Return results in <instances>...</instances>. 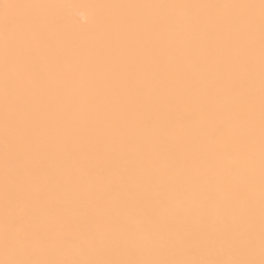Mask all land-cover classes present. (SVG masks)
<instances>
[{"label": "bare ground", "instance_id": "1", "mask_svg": "<svg viewBox=\"0 0 264 264\" xmlns=\"http://www.w3.org/2000/svg\"><path fill=\"white\" fill-rule=\"evenodd\" d=\"M55 2L0 0V261L259 264L260 0Z\"/></svg>", "mask_w": 264, "mask_h": 264}, {"label": "snow or ice", "instance_id": "2", "mask_svg": "<svg viewBox=\"0 0 264 264\" xmlns=\"http://www.w3.org/2000/svg\"><path fill=\"white\" fill-rule=\"evenodd\" d=\"M5 8L22 7V5L6 4ZM55 10L60 23H71L81 14V10H88L96 21V35L98 38L107 36L115 24V19L105 10L116 7L115 5L104 4L97 0H56L55 3L43 5ZM262 9V76H264V0H260ZM12 21L5 17V24ZM31 21L25 19L22 27L28 29ZM262 105H264V79H262ZM262 227H261V260L259 264H264V110H262ZM249 241V246H251ZM2 264H257L253 260H194V261H32V260H6Z\"/></svg>", "mask_w": 264, "mask_h": 264}, {"label": "clouds", "instance_id": "3", "mask_svg": "<svg viewBox=\"0 0 264 264\" xmlns=\"http://www.w3.org/2000/svg\"><path fill=\"white\" fill-rule=\"evenodd\" d=\"M3 261H0V264H2Z\"/></svg>", "mask_w": 264, "mask_h": 264}]
</instances>
